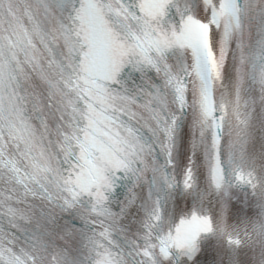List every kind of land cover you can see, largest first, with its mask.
<instances>
[{
    "label": "snow or ice",
    "instance_id": "obj_1",
    "mask_svg": "<svg viewBox=\"0 0 264 264\" xmlns=\"http://www.w3.org/2000/svg\"><path fill=\"white\" fill-rule=\"evenodd\" d=\"M0 264H264V0H0Z\"/></svg>",
    "mask_w": 264,
    "mask_h": 264
}]
</instances>
